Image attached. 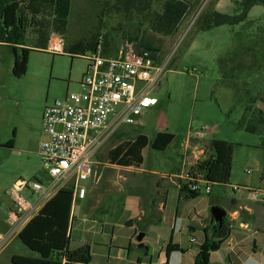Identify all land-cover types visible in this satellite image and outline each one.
Here are the masks:
<instances>
[{
	"label": "rangeland",
	"instance_id": "374dc122",
	"mask_svg": "<svg viewBox=\"0 0 264 264\" xmlns=\"http://www.w3.org/2000/svg\"><path fill=\"white\" fill-rule=\"evenodd\" d=\"M19 1L24 3L29 21L33 13L30 0ZM187 1L195 3V0ZM240 1L200 0L175 37L158 35L145 28L138 30L136 18L127 19L115 7L116 0H72L67 31L62 33L55 29L53 12L47 6L39 15L48 20V30L38 32L39 25L28 22L25 47L31 51L27 73L22 77L13 73L21 48L14 51L1 47L0 233L7 223L8 210L14 208L11 191L15 184L18 181L33 182L44 174L39 145L44 139L42 118L45 108L64 98L68 92H79L80 83L88 71L86 58L92 57L93 53L71 54L67 47L78 41L88 43L103 36L107 55L116 56L122 46L130 42L131 34H139L162 49L161 65L166 67L152 93L159 104L140 117L141 125H125L108 133L95 158L97 175L92 182L85 183L89 188L101 177L100 190L95 198L99 205L92 211L98 219L95 222L87 217L95 208V203L89 198L75 202L71 247L88 243L97 264H123L114 258L116 250L121 249L129 250L132 260L137 255L146 257V252L138 248L140 234H145L143 241L151 246L149 250L155 248V258L162 249L166 250L172 237H176L175 240L184 248L191 250L193 247L194 252L198 250V244L204 239L202 232L199 230L196 234L198 243H193L189 230L183 229L181 219L185 221L187 218L185 224H190L189 218H194L193 224L198 225L200 218L209 216L206 219L208 223L212 204L227 211L233 199L248 195L247 187L264 186V139L258 133L238 127L244 108L236 105V90L222 82L219 68L221 59L255 44L258 49L256 61L251 55L240 58L249 64L240 71L236 69L237 85L242 96L251 95L254 91V106L264 112V6H255L247 20L237 26L225 25L207 31H200L196 26L203 10L211 4H216V9L224 14L234 15L240 12ZM35 5L32 8H37ZM55 32L65 38V54L52 55L45 50L51 34ZM251 117L248 113L246 119ZM159 132L172 133L175 140L166 151H156L151 147L143 151V169L148 172L142 181L136 179L135 172L110 167L107 153L112 147L122 141L133 140L139 134L153 138ZM198 133H202L203 138L194 141ZM261 134L264 136V129ZM216 139L233 146L230 182L213 185L210 195L180 200L177 186L170 181L174 180L179 185L176 178L179 174L191 167L196 168L198 163L209 158V143ZM248 170L252 173L248 174ZM157 183H162L164 196L157 194ZM234 186L239 190H234ZM21 195L32 203L39 197V194L28 190ZM239 218H245V211L240 212ZM240 219L229 222L234 225V231H238ZM130 220L134 221L135 229L127 226ZM255 223L250 222L249 235L258 239L264 253V228L259 224L260 229H256L258 225ZM4 249L0 264H12L10 257L13 255H36L18 237ZM231 251L230 245H223L213 254L211 264H231ZM192 257L190 253L189 258Z\"/></svg>",
	"mask_w": 264,
	"mask_h": 264
},
{
	"label": "trees",
	"instance_id": "16d2710c",
	"mask_svg": "<svg viewBox=\"0 0 264 264\" xmlns=\"http://www.w3.org/2000/svg\"><path fill=\"white\" fill-rule=\"evenodd\" d=\"M199 2L200 0H195V3H189L187 0H116L115 7L127 19L135 17L138 30L145 28L158 35L175 37L179 35L186 18ZM29 4L34 14L32 13L31 19L28 21L22 1L0 0V16L4 18L5 27L11 28L7 37L2 36V40L10 44L14 51H17V46H24L21 47V56H16L13 68L16 77L24 76L28 70L31 51L25 47L28 22L37 23L39 25L38 32L42 33L44 30H48V20L42 13V16L39 14L41 10L49 6L53 12L55 29L64 33L67 31L68 18L72 12V0H30ZM34 5L37 8H32ZM239 5L241 7L239 13L228 15L218 11L216 4H211L203 10L197 19L198 30L207 31L225 25H240L247 20L249 13L255 6H264V0H241ZM42 7L43 9H41ZM129 41V43H137V50L147 49L154 53L162 52V49L153 41L143 39L139 34H131ZM98 43L99 37L88 43L84 41L75 42L67 48L71 54L84 55L87 51H93ZM257 50L255 44L248 48H242L229 58L221 59L219 68L222 82L236 90V105L244 108V114L238 123V127L251 133H258L264 139L261 134L264 129V112L254 106L256 102L253 94L256 93L253 91L251 95H240L236 74V69L240 71L249 64L247 61H240V58L251 55L256 61ZM105 54L107 55L106 41ZM250 99L251 101L247 102ZM248 113L252 117L246 119ZM174 140L175 135L169 132H159L153 138L139 134L133 140H125L112 147L107 153L108 163L124 167H141L144 163L143 151L147 147L156 151H166ZM196 140L194 139V141ZM209 144L210 157L198 163L196 168L192 167V171L203 175L212 185L228 184L232 172L233 146L227 141L217 139ZM180 195L186 199H197L201 196L190 191L185 185L181 187ZM73 201V191L63 189L42 207L18 235L20 241L36 255H14L12 264H93L89 244H84L76 249L71 247ZM127 226L134 227V221H128ZM229 236L230 224L228 219L222 228H214L213 225H210L206 229V239L195 257V264H211L212 253L220 251ZM145 248L148 250V247ZM165 252L169 261L172 253L184 252V249L179 244L174 243L171 238Z\"/></svg>",
	"mask_w": 264,
	"mask_h": 264
},
{
	"label": "built area",
	"instance_id": "2783aa9c",
	"mask_svg": "<svg viewBox=\"0 0 264 264\" xmlns=\"http://www.w3.org/2000/svg\"><path fill=\"white\" fill-rule=\"evenodd\" d=\"M10 30L0 16V45H10L2 40ZM45 50L52 55L65 54V38L52 33ZM91 52L93 56L86 58L89 67L80 83L81 90L68 92L44 110V139L39 145L44 174L33 182L15 184L11 191L14 208L8 210L7 231L0 233V251L61 190L73 191V209L77 200L85 199V183L96 176L95 158L108 133L125 125H141L140 117L159 104L152 93L166 67L161 65L160 53L137 50L133 43L126 42L116 56L106 55L103 36ZM195 138L201 140L203 134L198 133ZM176 178L180 187L185 185L200 195L212 193L213 185L193 172L192 167ZM233 188L239 190L237 186ZM24 190L39 194L38 199L29 202L21 195ZM247 192L250 201L264 206V186L247 187Z\"/></svg>",
	"mask_w": 264,
	"mask_h": 264
},
{
	"label": "crops",
	"instance_id": "0c3cea01",
	"mask_svg": "<svg viewBox=\"0 0 264 264\" xmlns=\"http://www.w3.org/2000/svg\"><path fill=\"white\" fill-rule=\"evenodd\" d=\"M1 47H9V48L13 49V47L10 45H0V48ZM21 47H24V46H17V49H19ZM143 166L144 165H142L141 167H124V166H120V165L110 164V167L115 169V170H125L128 172H135L136 179H139L140 181H142L144 179V174H146L148 172V171L143 169ZM95 172H96V165H95ZM151 173H153V172H151ZM96 175H97V172H96ZM173 175H175V174H173ZM94 178H92L90 181L92 182V180ZM100 182H101V177L95 182L94 185L92 183L90 185V187L87 188L86 198L83 199V200H86L89 198L90 201H93L95 203V206H94L95 208L92 209L90 211V213L87 215V217L94 219L95 222H97L96 219H98V218L93 216L92 211L97 209L98 208L97 205H99V202L98 201L96 202L95 198L97 197L99 190H100ZM170 184L177 186V188L179 190L180 200H186L185 197H181V195H180V189H181L180 185H177V183H175L174 180L170 181ZM155 188H156V192L158 195L164 196V192L162 191V183L161 184L157 183ZM162 205H164V204H162ZM213 205L217 206V204H212V206ZM229 207H230V209H229ZM241 211H245V218L244 219L239 218V214ZM227 212L229 214L228 222L235 220V219L236 220L240 219V221L238 222L239 223L238 231H234V225H230V236L227 239V241L223 244V245L228 244L232 248L231 256H232L233 260H230L231 264H264V253L261 252V246L259 244L258 239L253 238L252 236L249 235L250 234V228H251V226H250L251 221H254V223L256 222L255 224L258 225L256 229H258V230L260 229L259 224L263 226L262 228H264V206L257 204L253 201H250L248 199V195L244 194L240 198L233 199L228 204ZM37 214H38V212L34 216H36ZM72 215H73V211H72ZM208 217L200 218L198 225L193 224L194 218L193 219L189 218L190 224H188V223L185 224V222H187V218H185L186 219L185 221H184V219H181V220H183L182 222H184L182 224V225H184L183 229H185V228L188 229L190 234H191L192 239L196 240L193 243H198V241H197L198 239L196 238V234L199 232V230L202 232L204 239L201 243L198 244L199 248L204 243V241L206 239V229L208 228L207 226L212 225L211 224V217L209 219V222L206 223V219ZM31 219H29V221ZM29 221L25 224V226L29 223ZM24 227H23V229H24ZM5 228H7L6 225L4 228H2V233L5 232L4 231ZM130 228L133 229L134 227H130ZM181 231H182V229H181ZM255 234L256 233H254L253 235H255ZM175 239H176V237L175 238L172 237L173 242L176 244H179L180 247L182 249H184V252L172 253L170 258H169V261L167 260L166 252L164 249H162L161 253L157 256V258H155V248H152L151 252L147 249L146 250L142 249L146 252L145 253L146 257L142 258L140 255L139 256L137 255L136 258L133 260L130 259L131 254H130L129 250H124V249L116 250L114 258H115V260H118V262H121L123 264H152V263H156V262H159L162 264H167V261H168V264H195V257L197 255V253L199 252V248L195 252L192 249L193 247H191V250H188L187 248H184L182 246V244L180 242L176 241ZM263 242H264V240H263ZM84 244H88V243L84 242L80 246H82ZM146 245H147L148 249H149V247H151V246H149V244H146ZM80 246H78V247H80ZM72 249H76V248H72ZM5 250L6 249H2L0 251V256L5 252ZM190 253L193 254V257L191 259L189 258ZM214 253H212V256ZM91 254H92V247H91ZM13 256L10 257L11 262H12ZM231 256H229V259L231 258ZM211 261H212V257H211ZM92 263L97 264L94 262L93 254H92Z\"/></svg>",
	"mask_w": 264,
	"mask_h": 264
},
{
	"label": "water",
	"instance_id": "95a60500",
	"mask_svg": "<svg viewBox=\"0 0 264 264\" xmlns=\"http://www.w3.org/2000/svg\"><path fill=\"white\" fill-rule=\"evenodd\" d=\"M210 215H211V224L216 228L217 226L222 228L225 226L227 219H228V212L219 207V206H213L210 209ZM145 237V234H140L137 238L138 240V248L145 249L147 245L144 243L143 239ZM149 250V249H148ZM151 252V250H149Z\"/></svg>",
	"mask_w": 264,
	"mask_h": 264
},
{
	"label": "flooded vegetation",
	"instance_id": "af4514ba",
	"mask_svg": "<svg viewBox=\"0 0 264 264\" xmlns=\"http://www.w3.org/2000/svg\"><path fill=\"white\" fill-rule=\"evenodd\" d=\"M216 228H220V227L217 226Z\"/></svg>",
	"mask_w": 264,
	"mask_h": 264
}]
</instances>
